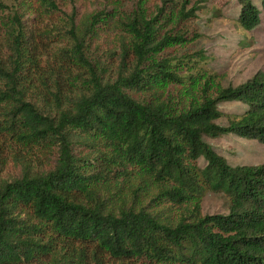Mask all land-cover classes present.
I'll return each mask as SVG.
<instances>
[{
	"label": "trees",
	"instance_id": "trees-1",
	"mask_svg": "<svg viewBox=\"0 0 264 264\" xmlns=\"http://www.w3.org/2000/svg\"><path fill=\"white\" fill-rule=\"evenodd\" d=\"M148 1L80 16L79 0L59 50L24 13L0 20L2 162L18 172L0 177V264H264V163L232 166L205 139L264 143V69L216 88L204 51L165 55L201 37L178 26L210 0ZM237 1L257 28L264 0ZM208 191L228 213H203Z\"/></svg>",
	"mask_w": 264,
	"mask_h": 264
},
{
	"label": "rangeland",
	"instance_id": "rangeland-1",
	"mask_svg": "<svg viewBox=\"0 0 264 264\" xmlns=\"http://www.w3.org/2000/svg\"><path fill=\"white\" fill-rule=\"evenodd\" d=\"M137 1L88 0L86 6L81 8L80 16L92 8L94 10L105 8L113 14L120 13L136 4ZM254 1L261 5V0ZM158 2L159 0H149L146 3L148 11L154 12ZM56 3L59 11L52 12L37 0H0V20L12 15L15 11L24 13L28 27L38 31H50L51 36L45 42L55 46L54 50H59L66 44V41L63 40L64 33H66V21L70 17L75 3L79 5V0H56ZM200 5L197 18L181 23L178 28L182 30L195 29L201 34V37L190 44L169 48L165 55L204 51L205 59L199 70L214 77L216 88L218 86H237L251 78L257 71L263 70L264 14H262L261 24L257 28L247 31L241 28L237 21L240 12L237 0H210L204 1ZM116 46L118 51V44ZM106 66H108L106 70L108 75L111 73V69L108 64ZM172 90L174 88L169 86L167 94L168 92L172 93ZM177 103L175 100L174 104L178 105ZM220 107L225 112L240 114L245 106L240 102H225L221 103ZM218 123L227 125L228 119L221 118ZM205 139L232 166L264 163V143L262 142L234 134L217 138L205 136ZM8 155V146L0 144V177L2 178H11L18 173L13 162L8 161L6 164L2 162L6 157H9ZM199 165L204 167L205 160L203 158L199 160ZM229 205L230 201L223 193L208 191L203 199L202 210L204 214L228 213Z\"/></svg>",
	"mask_w": 264,
	"mask_h": 264
}]
</instances>
